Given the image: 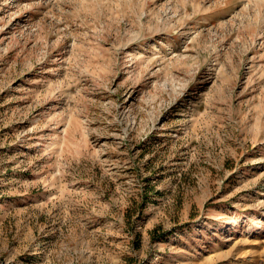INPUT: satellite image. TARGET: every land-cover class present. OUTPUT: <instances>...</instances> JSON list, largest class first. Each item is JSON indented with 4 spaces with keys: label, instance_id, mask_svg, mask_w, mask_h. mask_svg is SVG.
<instances>
[{
    "label": "rangeland",
    "instance_id": "obj_1",
    "mask_svg": "<svg viewBox=\"0 0 264 264\" xmlns=\"http://www.w3.org/2000/svg\"><path fill=\"white\" fill-rule=\"evenodd\" d=\"M0 264H264V0H0Z\"/></svg>",
    "mask_w": 264,
    "mask_h": 264
},
{
    "label": "bare ground",
    "instance_id": "obj_2",
    "mask_svg": "<svg viewBox=\"0 0 264 264\" xmlns=\"http://www.w3.org/2000/svg\"><path fill=\"white\" fill-rule=\"evenodd\" d=\"M243 218H245L246 217V215L245 216H242Z\"/></svg>",
    "mask_w": 264,
    "mask_h": 264
}]
</instances>
